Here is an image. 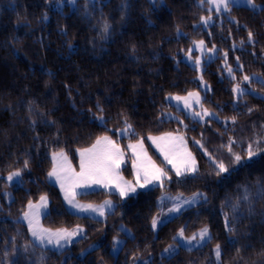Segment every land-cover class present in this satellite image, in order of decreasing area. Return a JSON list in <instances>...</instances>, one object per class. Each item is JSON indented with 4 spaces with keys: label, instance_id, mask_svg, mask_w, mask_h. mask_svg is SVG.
<instances>
[{
    "label": "trees",
    "instance_id": "16d2710c",
    "mask_svg": "<svg viewBox=\"0 0 264 264\" xmlns=\"http://www.w3.org/2000/svg\"><path fill=\"white\" fill-rule=\"evenodd\" d=\"M254 1L260 10L233 6L221 14V23L205 30L198 24L215 14L205 0H0V175L19 171L22 180L12 186L0 181V192L10 187L13 194L0 209V264H131L150 257L146 264H217L216 245L219 264H264V98L246 93L235 102L233 81L221 76L220 56L206 64L202 76L211 87L203 102L221 121L201 124L181 113L188 123L183 126L163 117L174 109L166 96L200 89L197 71L181 60L194 41L227 53L231 66L241 65L236 70L241 77L264 78V0ZM252 86L264 94V83L252 81ZM128 124L131 134L119 139ZM165 133L185 138L198 163L196 173L176 177L149 148L172 180L124 199L104 190L78 196L94 204L113 199L116 207L104 219L71 213L59 188L49 183L54 152L63 151L76 164V151L100 136L126 145ZM230 143L240 164L232 163ZM249 144L256 153L251 159ZM214 160L223 161L229 172L216 175ZM122 171L133 179L129 162ZM245 190L248 201L242 199ZM197 192L207 199L153 232L164 193ZM43 195L50 199L44 227L85 229L83 238L60 252L35 245L17 220ZM120 225L133 236L126 237ZM204 227L212 235L204 247L160 257L181 229L192 236ZM117 237L125 242L114 256Z\"/></svg>",
    "mask_w": 264,
    "mask_h": 264
},
{
    "label": "snow or ice",
    "instance_id": "6c2138e0",
    "mask_svg": "<svg viewBox=\"0 0 264 264\" xmlns=\"http://www.w3.org/2000/svg\"><path fill=\"white\" fill-rule=\"evenodd\" d=\"M74 3V0H70ZM201 3L204 0H200ZM211 4L214 6L215 11L220 12L222 9L225 11H230L229 3L230 0H210ZM247 3L251 4L253 8L257 7L253 0H246ZM264 10V7H262ZM210 17L202 18V21L207 25L210 21ZM110 28V25L107 23L103 26V32L107 33ZM253 38V34L249 32V39ZM197 46L200 48L203 53L205 50L208 52H214L215 49H206L205 42L203 40L196 42ZM191 52L189 51V56ZM225 57L227 53L224 54ZM239 59V58H237ZM197 65L201 62L199 59L195 61ZM228 73L230 76L233 75L232 68L228 67ZM202 79V77H201ZM243 81L250 82L251 77L248 75L243 76ZM264 83V81H262ZM233 91L237 94V99H240L243 95L246 94V89L242 88L240 84H236ZM194 103L200 105V111H192V115L198 117L200 120H204L206 117L217 116L216 113L210 111L204 107L200 94L198 92L192 93L189 92L187 96H175L169 97V99H175L176 101L183 102L185 109H193V103L190 101L193 100ZM102 111V109H101ZM217 118H219L217 116ZM103 121V117H99ZM235 117H232V122L235 123ZM132 126L127 125L125 129H122L121 132L131 130ZM152 140L153 144L164 156L165 161L168 164L172 165L175 175L185 176L189 173H195L197 171L196 160L193 157L192 153L187 150V144L183 136L173 135L172 133H165L159 137H149ZM196 143L200 144L199 141ZM256 143H259L257 141ZM200 147L203 148V145L200 144ZM128 148L131 149L133 160L132 165L135 169V184L130 181L124 180L120 174V166L124 162V151L121 147L114 141L110 136H100L96 139L95 143L92 144L89 148H83L78 150L80 155V171L77 172L69 163L67 155L61 152H54L52 154L53 167L52 170L48 173L49 177H54L60 184L62 191L64 192V198L74 209H79L81 212H91L98 213L100 216H104L105 208H111L112 202L110 200L105 201L103 205H94V204H81L77 199L79 194L76 189L78 188H87L91 185H101L104 188L115 187L118 190L119 195L122 197H127L130 193H135L137 187L144 188L149 184L154 182L158 183L160 187H163L165 179H171L168 172L163 168L158 167L155 162L147 155L146 150L144 149L143 140H138L135 144H129ZM228 152L231 153V160L234 165L240 164L242 157L239 154L232 152L231 143L227 146ZM206 151V150H205ZM256 153L253 151L252 145H248L247 156L251 159ZM211 158V157H210ZM214 165L216 169V175H221L222 173H228L229 168L225 165L223 161H215ZM21 172L16 171L11 173L7 179L11 181L13 177H19ZM207 199L203 193H197L190 200H184L183 204L191 205L197 203L199 199ZM47 196H41L39 204H33L29 202L28 211L24 213V219L28 222L29 230L31 231L32 237L34 240L41 246L47 247L51 245L54 249H63L68 244L72 242V238L79 235L83 232V229L77 226L75 229H57L51 230L41 226L40 224V209L47 207ZM165 197H162L163 201ZM180 200V197L168 198ZM243 200L248 201L249 197L247 195V190H245V195L242 197ZM182 204H177L172 209H169L171 212H179ZM233 211L238 209V204L232 205ZM227 222V216L225 217ZM159 221L157 219L152 220V227L155 228ZM180 237H183L188 245L194 246L193 241L196 242V245H200L206 240L210 239L209 229L207 227L201 229L198 234H193L191 237H184L183 229L180 230ZM117 244L121 243L116 241ZM171 248V246H170ZM165 251H169L166 249ZM215 257L219 261L221 257L220 245L215 247Z\"/></svg>",
    "mask_w": 264,
    "mask_h": 264
},
{
    "label": "rangeland",
    "instance_id": "374dc122",
    "mask_svg": "<svg viewBox=\"0 0 264 264\" xmlns=\"http://www.w3.org/2000/svg\"><path fill=\"white\" fill-rule=\"evenodd\" d=\"M152 3H156L157 0H150ZM207 3H208V6L207 8L211 11H215V8L214 6L211 4L210 0H205ZM254 4L257 6L255 8H253L251 6V4L247 3L246 0H230V3H229V8L233 7V6H244V7H248L250 9H253V10H260L261 9V5L256 3L254 0H253ZM228 11H225V10H221L220 12H217L215 11V14L214 15H210L208 17H210V21L207 25H205L203 23V21H201L198 25H200L203 29L207 30L210 26L214 25L215 23H217V21H219V23H221L223 21V17L221 14H224V13H227ZM216 16L218 17V19L216 18ZM200 41V40H198ZM197 41H194L193 44L191 45L190 49L188 50V52L184 53L181 57V60L185 63H187L188 65H190L192 68H194L196 71H197V77H196V80L198 81V84H199V90H195V91H192V93H196L198 92L200 94V97H201V101L205 106L203 100L205 98V94L207 92H210L211 91V87L210 85L203 79V71L205 69V66L206 64L210 63V62H213L215 61L217 58H219L220 56H222L223 60H222V69H223V75H221L222 77L225 76L227 77L228 79L232 80L233 81V86L232 88L234 89V87L236 86V84H240L242 88H245L247 91L246 93H252L254 95H257L259 97H262L264 98V94H261L259 93L257 90L254 89V87L252 86V81H257V82H261L264 81V78L260 75H251L250 77L252 78L250 82H246V81H243V77H241L237 72L236 70L238 71H241L242 68H241V65L237 62L236 65L234 66H231L229 63H228V56L225 57V53H223L222 55L219 53V49L217 47H208L207 44L205 43V46H206V49H212L214 48L215 51L214 52H208L207 50H205L203 53L201 52L200 48L197 46L196 44ZM189 51L191 52V55L189 56ZM199 59L200 60V64L197 65L195 63V61ZM231 67L232 68V73L233 75L230 76L229 73H228V67ZM202 77V79H201ZM234 93V96H235V102H237L239 99H237V94L233 91ZM187 94L185 95H179V96H187ZM175 97L177 95H168L166 96L165 98V101L168 105L170 106H173L174 109L173 110H165L164 112V119H171V120H177L179 121L183 126H187V122L185 120V118H190L191 120L195 121V122H198V123H201V124H204L210 120H217V121H221L220 118H217L218 114L216 111L214 110H211L209 109L210 111H213L214 113L217 114V116H212V117H206L204 120H200L198 117H195L192 115V111H200V105L199 104H196L194 103V98L193 100H191L190 102L193 103V109H185L184 108V105H183V102L180 101H176L175 99H169V97ZM207 108V107H206ZM208 109V108H207ZM181 113H183V117L181 115ZM219 117V116H218ZM101 123H103V121L100 120ZM228 123V121H225V125ZM127 127V126H126ZM125 127V128H126ZM124 128V129H125ZM122 130V129H121ZM121 130L118 132L119 133V139L123 138V137H127L131 134L132 132V128L131 130L129 131H125V132H121ZM179 135V134H178ZM179 136H182V135H179ZM150 137H156V136H150ZM159 137V136H158ZM185 140V138H184ZM186 141V140H185ZM137 141H128L126 145H122L121 143H117L121 149L124 151L125 155H124V162L121 164L120 166V174L121 176L124 178V180L126 181H130L132 182L133 184H135V169L133 168V165H132V160H133V155H132V151L131 149L128 148V145L129 144H135ZM143 144H144V149L146 150L147 152V155L149 157H151V159L155 162V164L160 167L155 159L153 158V156L150 154L149 152V148H151L161 159L162 161L165 163L166 167L169 168L173 174L175 175V172H174V169H172V165L168 164L167 161H165L164 159V156L161 154V152L157 149V147L153 144L152 140L149 139V137L147 138V141H144L143 140ZM186 144H187V141H186ZM80 150V149H78ZM76 151V156H77V159H76V164L73 163V161L71 160L70 156L68 154L67 155V158H68V161L69 163L71 164V166L77 171L79 172L80 171V155H79V151ZM187 150L190 152L188 146H187ZM194 157V156H193ZM53 160V159H52ZM196 160V159H195ZM130 163V168H131V171H132V174H133V179L132 180H128L124 174H123V171H122V168L127 164V163ZM54 164V162H53ZM196 164H197V169H198V163L196 161ZM162 168V167H160ZM13 173V172H12ZM196 173V172H195ZM195 173H189L187 175H194ZM11 174V173H10ZM10 174H7L5 176L3 175H0V181L1 180H5L6 183L8 184V186H12L14 184L16 185H21V176L19 177H13V179L11 181H9L7 179V177L10 175ZM169 175V173H168ZM176 176V175H175ZM170 177V176H169ZM178 177V176H176ZM49 180V183L57 186L62 194V197L65 201V204H66V207L67 209L71 212V213H74V214H78V215H81L83 214V216H87V217H90V218H93V219H104L106 217L107 214L111 213L114 211L115 207H116V203L113 199L111 198H107L106 201L110 200L112 202V207L111 208H105V214L104 216H100L98 213H91V212H81L79 209H74L71 205L68 204V202L65 200L64 198V192L62 191L61 187H60V184L59 182L54 178V177H49L48 178ZM171 179H165L164 180V185H166V181H171ZM53 182V183H52ZM156 186H159L158 183L154 182L152 184H149L147 187H144V188H140V187H137L136 189V192L135 193H130L127 197L129 196H136L138 194L139 191L141 190H147V189H150V188H153V187H156ZM98 190H104V191H107L109 193H115L117 195H119V192L118 190L115 189V187L113 186L112 188H104L103 186L101 185H91L90 187H87V188H78L76 189V191L79 193L76 197V199L81 203V204H94V203H88V202H85L83 201L82 199L78 198L79 195L81 194H85V193H90V192H94V191H98ZM197 193H201V192H197ZM195 193V194H197ZM189 195V196H184V195H171V194H168V193H164L159 199H158V206L160 208V212L157 214V216L155 217V219H157L159 221V223L157 224V226L155 228L152 227V224H151V228L153 230V232L156 234L157 231L159 230V228L164 224L166 223L167 221L173 219L174 217H177L182 211H184L185 209L187 208H190V207H193L197 204H199L203 198L199 199V201L197 203H193L191 205H187V204H183V201L184 200H190L193 198V196L195 195ZM43 196H47V195H43ZM120 196V195H119ZM127 197H123L124 198H127ZM162 197H165V199L162 201L161 198ZM175 197H180V200L177 201L175 199H168V198H175ZM47 207L46 208H41L40 209V224L42 227L43 226V218L49 213L50 211V199L49 197L47 196ZM13 199V194H12V190L10 187H5L1 190L0 192V209L2 208L3 204H2V201H5L7 204H10V202L12 201ZM82 200V201H81ZM40 202V199H38L37 201L35 202H32L33 204H39ZM105 202V201H104ZM101 203V204H94V205H103L104 204ZM177 204H182L183 206L180 208V211L179 212H171L169 211V209H172L173 207H175ZM28 211V206H27V209L25 210V212ZM24 212V213H25ZM24 213H22L19 218L17 219L19 222L23 223L26 225L27 229H28V232H29V236H30V239L31 241L39 246V247H42V248H47V249H51V250H55V251H62L64 250L65 248L69 247L70 245H72L74 242L78 241L80 238H83L85 236V229L81 226H79L80 228L83 229V232L80 233L79 235L75 236L72 238V242L70 244H68L66 247H64L63 249H54L51 245L47 246V247H43L41 245H39L35 240L34 238L32 237V234H31V231L29 230V227H28V222L27 220H25L23 217H24ZM46 228V227H44ZM76 228V227H75ZM73 228V229H75ZM205 228V227H204ZM48 229V228H47ZM62 229V228H61ZM120 229L122 230V232H124V234L126 235V237H132L133 236V232L128 229L126 226L124 225H120ZM203 229V228H202ZM53 230V229H51ZM57 230V229H56ZM69 230H72V229H69ZM201 231V229L196 233L198 234L199 232ZM179 233L180 231L176 234L175 236V243L171 244V248L170 246L167 247L166 249H169V251H162V253L160 254V257H165V258H169L173 255H175L180 248H185V249H188V250H193V249H197V248H202L204 247L211 239L212 235H211V232L209 230V236H210V239L206 240L205 242H203L202 244L200 245H196V242L193 241V245L194 246H191V245H188L187 241L183 238V237H180L179 236ZM184 237H191V236H185L184 234ZM116 241H120L121 243L117 244ZM124 242H125V238L124 237H117L113 240V244H112V247H111V252L113 253L114 256H117L119 253H120V250L122 249L123 245H124ZM98 245L97 244H94L93 246H91L87 251H85L83 253V255H85L87 252L93 250L94 248H96ZM152 257L148 258V259H134L132 261L131 264H146L148 261L151 260ZM213 261L217 264L220 263L221 261V257H220V260L217 261L216 260V257H215V247L213 248ZM100 264H105L103 262H101Z\"/></svg>",
    "mask_w": 264,
    "mask_h": 264
},
{
    "label": "crops",
    "instance_id": "0c3cea01",
    "mask_svg": "<svg viewBox=\"0 0 264 264\" xmlns=\"http://www.w3.org/2000/svg\"><path fill=\"white\" fill-rule=\"evenodd\" d=\"M173 135H175V134H173ZM160 136H162V135H160ZM156 137H158V136H156ZM53 183V182H52ZM54 184V183H53ZM122 197V196H121ZM65 202V201H64ZM81 215H83V214H81Z\"/></svg>",
    "mask_w": 264,
    "mask_h": 264
}]
</instances>
